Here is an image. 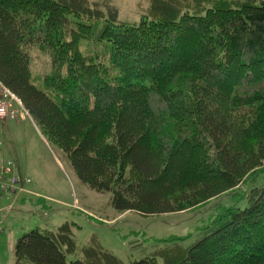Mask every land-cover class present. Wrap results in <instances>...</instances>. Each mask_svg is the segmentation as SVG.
Masks as SVG:
<instances>
[{
    "label": "trees",
    "instance_id": "obj_1",
    "mask_svg": "<svg viewBox=\"0 0 264 264\" xmlns=\"http://www.w3.org/2000/svg\"><path fill=\"white\" fill-rule=\"evenodd\" d=\"M0 82L121 215L243 190L195 245L129 264H264V0H150L136 23L112 0H0ZM14 264L126 263L78 252L66 223L24 234Z\"/></svg>",
    "mask_w": 264,
    "mask_h": 264
},
{
    "label": "rangeland",
    "instance_id": "obj_2",
    "mask_svg": "<svg viewBox=\"0 0 264 264\" xmlns=\"http://www.w3.org/2000/svg\"><path fill=\"white\" fill-rule=\"evenodd\" d=\"M112 1L120 9L121 19L131 23L139 21L150 3ZM37 59L34 81L41 87L49 64H41L47 63L44 57ZM14 111L13 117L0 118V170L5 172L8 163L14 162L15 173L19 174L14 190L7 184L0 185V212L6 210L0 213V264L15 263V247L24 234L37 228L57 230L66 223L78 252L96 239L126 264L158 258V251L168 240L186 238L185 248L195 245L203 238V228L216 210L233 206L244 193L238 190L235 195L212 201L206 208L188 212L121 215L112 206L111 193H97L80 181L68 157L48 143L28 112ZM260 180L264 182V176Z\"/></svg>",
    "mask_w": 264,
    "mask_h": 264
},
{
    "label": "built area",
    "instance_id": "obj_3",
    "mask_svg": "<svg viewBox=\"0 0 264 264\" xmlns=\"http://www.w3.org/2000/svg\"><path fill=\"white\" fill-rule=\"evenodd\" d=\"M15 109L23 110L27 114L20 98L0 82V118H7L9 115H14ZM21 119H23V115H21ZM5 175H7V179L5 178ZM18 178L19 174L17 175L15 173L14 162L8 163L5 172L0 170V185L7 184V188L10 190H14L15 185L19 181Z\"/></svg>",
    "mask_w": 264,
    "mask_h": 264
},
{
    "label": "crops",
    "instance_id": "obj_4",
    "mask_svg": "<svg viewBox=\"0 0 264 264\" xmlns=\"http://www.w3.org/2000/svg\"><path fill=\"white\" fill-rule=\"evenodd\" d=\"M33 194H34V193H33ZM34 195H36V194H34ZM7 209H8L7 211L9 212L10 209H9V208H7ZM1 211L4 212V211H6V210L2 209ZM2 212H0V213H2Z\"/></svg>",
    "mask_w": 264,
    "mask_h": 264
}]
</instances>
